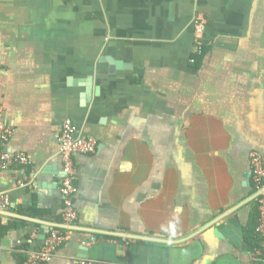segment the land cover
<instances>
[{
	"label": "crops",
	"instance_id": "crops-1",
	"mask_svg": "<svg viewBox=\"0 0 264 264\" xmlns=\"http://www.w3.org/2000/svg\"><path fill=\"white\" fill-rule=\"evenodd\" d=\"M0 106L5 152L31 160L0 172V264L44 242L20 217L60 225L66 119L98 145L74 158L77 221L48 264H258L246 238L249 155L264 156V0H0Z\"/></svg>",
	"mask_w": 264,
	"mask_h": 264
},
{
	"label": "built area",
	"instance_id": "built-area-1",
	"mask_svg": "<svg viewBox=\"0 0 264 264\" xmlns=\"http://www.w3.org/2000/svg\"><path fill=\"white\" fill-rule=\"evenodd\" d=\"M207 19L202 14H196L193 19L194 56H201L203 52V35ZM191 63H195V58ZM12 135V130L6 125L3 110L0 106V172L10 171L31 164L30 158L23 154H8L6 145ZM59 152L62 164V178L59 192L63 198V211L60 215V225L65 229L53 227L47 234L42 246L27 253L23 264H48L57 255L59 248L70 237L71 230L77 221V212L73 206V196L77 190L76 156L93 155L97 149V140L93 137L77 138L76 126L66 119L61 126L59 134ZM250 172L253 184V193L256 195L257 211L255 234L259 241L258 248L252 251V258L258 264H264V156L259 152L249 155ZM10 201L6 195H0V212H7ZM77 264H112L93 259H79Z\"/></svg>",
	"mask_w": 264,
	"mask_h": 264
},
{
	"label": "trees",
	"instance_id": "trees-1",
	"mask_svg": "<svg viewBox=\"0 0 264 264\" xmlns=\"http://www.w3.org/2000/svg\"><path fill=\"white\" fill-rule=\"evenodd\" d=\"M200 59H201V56H198V57H196L195 58V63L194 64H196V65H199V62H200ZM29 214H31V216H37V217H39L40 216V212H34V213H29ZM18 222V221H17ZM16 222V223H17ZM16 223H13V224H16ZM19 223L20 224H24V222L23 221H19ZM59 224H60V222H59ZM8 230V227H0V236L2 235V234H4L6 231ZM119 240V239H118ZM246 245H247V249L249 250V251H252V250H254V249H256V248H258V245H259V241H258V239H257V236H256V234H255V230L253 231V234H250L247 238H246ZM28 248V246L27 245H24V247H23V249H27ZM27 256V255H26ZM26 256L24 257V258H22V260L20 261V263L19 264H23V262L25 261V259H26Z\"/></svg>",
	"mask_w": 264,
	"mask_h": 264
},
{
	"label": "water",
	"instance_id": "water-1",
	"mask_svg": "<svg viewBox=\"0 0 264 264\" xmlns=\"http://www.w3.org/2000/svg\"><path fill=\"white\" fill-rule=\"evenodd\" d=\"M106 61L109 63V66H110V71L111 72H113L114 70H116V69H119L120 68V66H121V63H118V62H114V60H112L111 58H107L106 59ZM255 198H256V195H254V200H255ZM0 215H3V216H9L10 214H8V213H0ZM21 219H23V220H27V221H29V222H38V223H40L41 225H42V228H43V230H42V232H41V239L42 240H45V238H46V234L48 233L47 232V226H46V224H44L43 222H39V221H36V220H33V219H29V218H24V217H20ZM53 227V226H52ZM54 227H56V228H62V229H65L66 227H64V226H61V225H55ZM70 230H73L74 229V227H71V228H69ZM137 239H141V238H137ZM150 239V238H149ZM148 239V240H149ZM152 241H159V240H154V239H151ZM162 242H164V241H162ZM174 243V242H173ZM83 257H87V254H84V256Z\"/></svg>",
	"mask_w": 264,
	"mask_h": 264
},
{
	"label": "flooded vegetation",
	"instance_id": "flooded-vegetation-1",
	"mask_svg": "<svg viewBox=\"0 0 264 264\" xmlns=\"http://www.w3.org/2000/svg\"><path fill=\"white\" fill-rule=\"evenodd\" d=\"M195 15H196V14H195ZM195 15H194V16H195ZM193 19H194V17H193Z\"/></svg>",
	"mask_w": 264,
	"mask_h": 264
}]
</instances>
